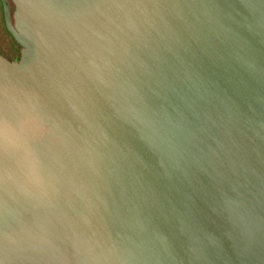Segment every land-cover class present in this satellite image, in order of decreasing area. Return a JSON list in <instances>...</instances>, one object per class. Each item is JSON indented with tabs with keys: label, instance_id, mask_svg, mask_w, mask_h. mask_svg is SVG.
I'll return each mask as SVG.
<instances>
[{
	"label": "water",
	"instance_id": "obj_1",
	"mask_svg": "<svg viewBox=\"0 0 264 264\" xmlns=\"http://www.w3.org/2000/svg\"><path fill=\"white\" fill-rule=\"evenodd\" d=\"M1 2L0 264H264V0Z\"/></svg>",
	"mask_w": 264,
	"mask_h": 264
},
{
	"label": "rangeland",
	"instance_id": "obj_2",
	"mask_svg": "<svg viewBox=\"0 0 264 264\" xmlns=\"http://www.w3.org/2000/svg\"><path fill=\"white\" fill-rule=\"evenodd\" d=\"M19 49L20 48L16 45L13 37L5 29L3 12L0 3V52H3L8 57L12 58L15 55H19Z\"/></svg>",
	"mask_w": 264,
	"mask_h": 264
},
{
	"label": "flooded vegetation",
	"instance_id": "obj_3",
	"mask_svg": "<svg viewBox=\"0 0 264 264\" xmlns=\"http://www.w3.org/2000/svg\"><path fill=\"white\" fill-rule=\"evenodd\" d=\"M0 3H1V7H2V2H1V0H0ZM11 7H12V12H13V10H14V6L11 4ZM2 12H3V7H2ZM3 19H4V13H3ZM4 25H5V20H4ZM5 29H6V25H5ZM6 31H7V29H6ZM8 32V31H7ZM9 33V32H8ZM10 34V33H9ZM11 35V34H10ZM14 39V38H13ZM16 42V41H15ZM16 45L20 48V46L16 43ZM20 50H21V48L19 49V55H15V56H13L12 58H10V57H8L6 54H4L3 52H0V55H2V56H4L5 58H7L8 60H10V61H15V60H19L20 59ZM14 51H15V49H14ZM16 53H17V51H16ZM18 54V53H17Z\"/></svg>",
	"mask_w": 264,
	"mask_h": 264
}]
</instances>
